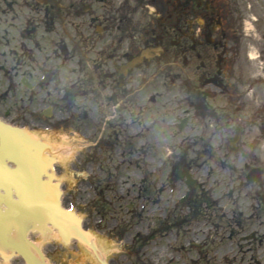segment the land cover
Segmentation results:
<instances>
[{"label": "flooded vegetation", "instance_id": "obj_1", "mask_svg": "<svg viewBox=\"0 0 264 264\" xmlns=\"http://www.w3.org/2000/svg\"><path fill=\"white\" fill-rule=\"evenodd\" d=\"M244 15L240 0H0V118L44 131L51 120L78 130L83 124L89 136L101 118H119L110 137L136 134L142 165L185 183L191 147L171 150V132L184 117L147 119L166 103L157 83L166 71L174 87L166 97L189 117L185 128L213 126L221 139L220 167L264 172V25L248 28ZM158 46L164 53L129 66ZM112 107L123 115L109 114ZM150 123L152 146L143 140ZM244 224L237 218L239 241L256 235L242 232Z\"/></svg>", "mask_w": 264, "mask_h": 264}, {"label": "rangeland", "instance_id": "obj_2", "mask_svg": "<svg viewBox=\"0 0 264 264\" xmlns=\"http://www.w3.org/2000/svg\"><path fill=\"white\" fill-rule=\"evenodd\" d=\"M240 1L244 17L247 15L248 28L256 26L254 22L263 25L264 0ZM162 81L163 73L157 81L160 92L174 89L169 82L166 85ZM165 101L153 109L156 113L152 116V109L149 111L148 120L152 118L162 123L172 119L174 123L178 122L184 114L178 110V102L167 100L166 96ZM112 109L115 111L113 115H123L122 112L117 113L115 107ZM116 120L120 121L119 118ZM102 121L103 118L91 127L96 125L100 130L104 126ZM126 121L128 123L129 119ZM53 123L52 120L48 123L51 126L48 133L28 124L25 127L41 140L72 148L67 154L72 155L70 162L60 163L58 168L61 182L65 185L63 203L85 220L111 264H264V203L257 195H264V186L246 187L244 180L237 177H245L248 171L220 167L218 149L221 139L213 126L192 131L187 128L182 134L171 132L175 140V148H171L173 152L180 153L190 145L192 173L198 180L186 201L181 203V198L188 191L186 184L169 182L167 169L155 171L151 163L144 168L134 165L135 155L123 156L124 152L117 150L127 147L121 140L111 139V146L107 145L111 125H107L108 136L97 133L89 138L86 129L82 131L83 124L81 129L72 130L69 126L66 128ZM127 128L132 131L133 125ZM152 130L153 123L144 126L143 140L148 143L149 138L150 146L156 141ZM188 134L193 135L187 140L188 144L177 147L179 138L189 137ZM108 150L112 152L108 154ZM162 152L165 154L164 150ZM165 155L162 156L167 160ZM142 177L144 183L140 182ZM156 179L160 183H155ZM202 195L209 198L206 209L203 208L205 204L199 202ZM195 200L201 211L206 213L194 219L191 214ZM237 218L245 223L240 226L242 232L256 233L254 240L238 245ZM41 241L40 237L36 238V242ZM140 243L142 245L138 246ZM42 246L50 264H100L86 249L76 244L62 246L60 241H43ZM12 264L23 262L16 259Z\"/></svg>", "mask_w": 264, "mask_h": 264}, {"label": "water", "instance_id": "obj_3", "mask_svg": "<svg viewBox=\"0 0 264 264\" xmlns=\"http://www.w3.org/2000/svg\"><path fill=\"white\" fill-rule=\"evenodd\" d=\"M31 134L35 136V132ZM52 145L58 153L64 149ZM49 150L28 133L0 121V254L8 259L9 254L17 253L27 264H47L40 248L29 239V232L49 236L56 230L64 244L76 241L106 264L92 235L83 229L82 220L62 208L60 182L54 174L57 159L47 154ZM62 155L60 163H69L72 155ZM58 178L61 181L59 173ZM55 241L60 239L54 234L44 242ZM96 243L111 264L97 240Z\"/></svg>", "mask_w": 264, "mask_h": 264}]
</instances>
